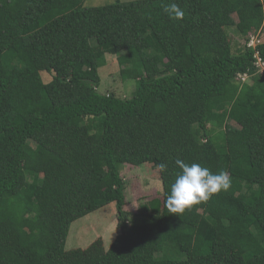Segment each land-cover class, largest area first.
Instances as JSON below:
<instances>
[{
	"label": "trees",
	"instance_id": "1",
	"mask_svg": "<svg viewBox=\"0 0 264 264\" xmlns=\"http://www.w3.org/2000/svg\"><path fill=\"white\" fill-rule=\"evenodd\" d=\"M84 1L0 0V264H264V43L234 54L226 33L261 32L262 0ZM107 53L129 98L97 91ZM177 158L231 187L170 213ZM128 163L168 166L135 212ZM111 202L108 249L66 261L71 223Z\"/></svg>",
	"mask_w": 264,
	"mask_h": 264
},
{
	"label": "rangeland",
	"instance_id": "2",
	"mask_svg": "<svg viewBox=\"0 0 264 264\" xmlns=\"http://www.w3.org/2000/svg\"><path fill=\"white\" fill-rule=\"evenodd\" d=\"M127 1L131 0H85L83 6L99 7ZM262 3L264 5V0H262ZM232 14L235 18L233 11ZM226 33L230 36L235 35L231 42V52L234 54L239 53L251 43L252 47L257 43H264V25L261 32L253 35V37L249 36L248 41H245L246 38L234 34L232 29H227ZM104 60L103 66L98 68L100 85L97 91L103 94L113 93L121 98H129L135 88V80H122L120 78V67L112 53H107ZM40 71L42 81L48 82L51 75L44 69ZM22 76L25 78L27 72H23ZM122 166L121 175L125 182L124 194L126 201L124 209L126 211L135 212L140 201L161 195L162 188L156 174L157 167L154 168L151 164L135 166V164L130 165L129 163ZM117 234L115 204L111 202L71 223L64 248L65 260L73 261L102 255L103 250L108 249Z\"/></svg>",
	"mask_w": 264,
	"mask_h": 264
},
{
	"label": "clouds",
	"instance_id": "3",
	"mask_svg": "<svg viewBox=\"0 0 264 264\" xmlns=\"http://www.w3.org/2000/svg\"><path fill=\"white\" fill-rule=\"evenodd\" d=\"M165 12L171 19L176 20L183 19L185 15L176 3L168 4ZM175 164L180 172L176 175L165 201V206L172 214H182L191 206L206 202L214 194L228 191L231 187V178L226 171L214 174L199 163L189 164L179 158L175 160ZM157 167L161 173L168 171L166 163H159Z\"/></svg>",
	"mask_w": 264,
	"mask_h": 264
},
{
	"label": "built area",
	"instance_id": "4",
	"mask_svg": "<svg viewBox=\"0 0 264 264\" xmlns=\"http://www.w3.org/2000/svg\"><path fill=\"white\" fill-rule=\"evenodd\" d=\"M249 46L252 47V43ZM254 58H255V65L258 68L259 74L264 75V62L261 61V59L258 58L257 54L254 55ZM246 77H247L246 74L238 75V79L240 78L241 81H244L246 79Z\"/></svg>",
	"mask_w": 264,
	"mask_h": 264
}]
</instances>
